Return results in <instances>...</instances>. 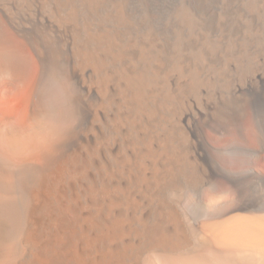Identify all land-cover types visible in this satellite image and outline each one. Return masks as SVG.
<instances>
[{"label":"bare ground","instance_id":"1","mask_svg":"<svg viewBox=\"0 0 264 264\" xmlns=\"http://www.w3.org/2000/svg\"><path fill=\"white\" fill-rule=\"evenodd\" d=\"M262 106L264 0H0V264H264Z\"/></svg>","mask_w":264,"mask_h":264},{"label":"rangeland","instance_id":"2","mask_svg":"<svg viewBox=\"0 0 264 264\" xmlns=\"http://www.w3.org/2000/svg\"><path fill=\"white\" fill-rule=\"evenodd\" d=\"M167 1H168V0H167ZM170 1H175V0H170ZM261 109H263L262 112H261L260 110H259L260 112H259L258 110H257V112H259L260 114H262V113L264 114V107L262 106ZM257 114H258V113H257ZM260 114H259V117H258V115H257L258 120H260V118H261V119L264 121V115L262 114V115L260 116ZM262 117H263V118H262ZM245 119H248V118H245ZM250 119H251V118H250ZM244 121H245V120H243V122H244ZM249 121H250V120L248 119L247 121H245L244 123L241 124V125L247 130V135H249L247 141H249V143H247V141L244 142V141L240 140V138H239V139H236V138H238V136H237L236 134H235V136H234V134H233V133L231 134V132H230L231 136L228 134L229 137L225 135V136H223V137H220L219 139L217 138L216 142H215V139H214V143H217V144H218V145H217L218 147H221L220 145H224V146H225V145H228V147L225 146V148H224L226 151H225L223 148H222V150L220 149V151H223V150L225 151V153H223L224 151L222 152V156H221V153H220L219 151H215L214 154H215L216 159H217L218 156H221V157H218L217 160L219 161L220 164H221V163L226 164V166H227L228 168H227L226 166H224V164L222 165L223 167H226L229 171H230V169H231V170L234 169V170H232V172H229V174H230V173L232 174L231 177L235 176V177H233V178H235V179H240V178H243V179L246 178V179H248V178H249V175L246 174V173H248L247 170H246V168H247V169L249 168V165H248L249 163H247L246 161H244V159H247L248 157L246 158L244 155H242V154H243V153H241L242 151H241V150H238V148H239V149L242 148L241 146H243V144H245V145H247V144L251 145V144H255V143H256L255 138L253 137L252 131H251V133H250L249 130H248L249 128H250V130H251L250 125L252 124V123H250V125H249V124L246 123V122L249 123ZM245 125H249V127H247V126H245ZM246 127H247V128H246ZM248 132H249L250 134H249ZM232 135H233V136H232ZM236 136H237V137H236ZM230 137H231V140H230ZM250 137H251V138H250ZM232 138H233V140H232ZM235 139H236V141H235ZM250 140H251V142H250ZM229 141H230V142H229ZM234 141H235V145H237V146H236V147H237V150L240 151V152H239L240 154L238 153L237 150H236V151H237V154H236V151H234L235 153L232 151V150H234V147L232 146V144H233ZM240 141H242V142H240ZM252 141H253V142H252ZM237 142H240V143H237ZM250 143H251V144H250ZM230 145H231V146H230ZM239 145H240V146H239ZM245 145H244V146H245ZM226 147H227L228 150L226 149ZM232 147H233V148H232ZM229 148H231V149H229ZM229 150H230V153L232 152L231 154L228 152ZM216 152H217V153H216ZM226 152H228V153H226ZM219 154H220V155H219ZM216 155H217V156H216ZM238 155H239V156H238ZM240 155H242V157L244 156L245 158H244V157H243V159H242V158H239ZM232 156H233V158L231 159ZM234 157H235L236 159H235ZM237 157H238L241 161H240ZM234 159H235V160H234ZM237 159H238V161H237ZM255 159H257L258 161L255 160ZM255 159L253 160V163H254L255 161H256V162H255L252 166H256L257 168L254 167L255 169H257L258 171H262V170H263V172H264V166H263V164H262L263 161H261V160H263V159H262V158H259V159H258V158H255ZM260 159H261V160H260ZM220 160H221L222 162H221ZM233 160H234V161H233ZM242 160H243V161H242ZM259 160H260V161H259ZM232 161H233V162L236 161V162L232 164ZM239 161H240V162H239ZM238 162H239V163H238ZM241 163H243L244 165L247 164L248 167L246 166V168H245V166H244L243 164H241ZM257 163H261V164H257ZM238 164H239V167L236 168V166H237ZM251 164H252V163H251ZM228 165H229V166H228ZM231 165H232V166H231ZM235 165H236V166H235ZM257 165H259L260 168H263V169H260ZM261 165H262L263 167H262ZM240 166L243 167V168H240ZM230 167H231V168H230ZM232 167H233V168H232ZM229 168H230V169H229ZM235 168H236V171H235ZM237 169H238V170H237ZM242 169H243V170H242ZM239 170H240V171H239ZM242 171H243L244 173H242ZM240 172H241V173H240ZM238 173H239L240 175H239ZM242 174L245 175V177H244V176L240 177ZM246 175H247V176H246ZM247 177H248V178H247Z\"/></svg>","mask_w":264,"mask_h":264}]
</instances>
